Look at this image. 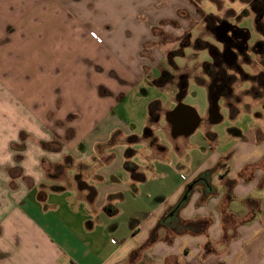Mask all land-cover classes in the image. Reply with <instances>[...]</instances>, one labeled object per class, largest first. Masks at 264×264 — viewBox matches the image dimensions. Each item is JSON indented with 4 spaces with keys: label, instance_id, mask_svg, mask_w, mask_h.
<instances>
[{
    "label": "crops",
    "instance_id": "crops-1",
    "mask_svg": "<svg viewBox=\"0 0 264 264\" xmlns=\"http://www.w3.org/2000/svg\"><path fill=\"white\" fill-rule=\"evenodd\" d=\"M26 1L0 0V15H16L3 28L14 26L17 35L8 43L15 49L0 44V51L16 63ZM33 2V11L44 5L72 20L69 39L78 47L66 72L75 80L82 71L86 88L102 102L88 105L85 117L52 111L42 117L51 125L77 116L68 123L74 134L60 150L44 149L41 143L52 135L31 128L8 140L0 157L5 171L13 143L22 132L29 134L22 175L0 177V264H128L140 249L136 264H264V113L246 110L233 117L234 109L222 105L216 122L210 104L201 112L185 102L198 83L179 85L186 74L171 69L170 61L177 65L181 57L155 34L171 23L185 31L186 13H194V4ZM86 40L96 47L87 55L81 46ZM46 42L39 40L45 50L52 45ZM39 52L22 57L26 70L38 64L46 68ZM99 73L115 77L117 87L89 84ZM198 85L207 88L209 103L208 85ZM179 105L186 108L176 111ZM225 109L232 119L250 114V125L222 134L218 125ZM37 124L42 130L43 122ZM152 234L155 240L148 244Z\"/></svg>",
    "mask_w": 264,
    "mask_h": 264
},
{
    "label": "rangeland",
    "instance_id": "rangeland-1",
    "mask_svg": "<svg viewBox=\"0 0 264 264\" xmlns=\"http://www.w3.org/2000/svg\"><path fill=\"white\" fill-rule=\"evenodd\" d=\"M190 1L196 9L193 14L186 13L187 29L185 31L179 32L175 29L176 24L171 23V27H163L155 32L160 42L171 45L173 55L181 57L178 66L171 60L170 68L184 72L187 75L186 81L196 80L198 84L208 85L211 92L214 85L216 87L214 90L225 87L220 97V108L226 105L234 109L233 117L243 111L254 109L260 111L257 115H262L264 113V0L263 2H257V0ZM26 7L28 8L27 17L23 19L22 29L17 30L21 40L20 61L16 63L10 58H3L0 51L2 55L0 59V157L6 155L8 140L17 137L23 128H31L30 130H36L40 134L47 132L52 135V140L42 142V147L46 150H60L64 141L74 134L73 129L68 127V123L77 116H69L64 121L53 122L51 125H45L42 117L48 118L47 114L51 111L55 114L58 112L57 114L61 116L78 112L85 117L88 105L91 107L93 104L102 102L97 93L86 88L87 80L83 77L82 71L75 80L66 72V69L69 70L70 54L74 48L78 47L75 46V40L69 39L72 20L64 18L55 9L44 8V5L33 11V0L30 2L27 0ZM15 17L16 15L13 14L0 15V44L10 45L11 50L14 47L8 43L17 37L16 29L14 26L3 27L6 25L4 22L6 23L8 19L13 20ZM226 24L230 30L225 38H231L234 41L233 48L226 47L218 36L220 28L227 29ZM27 36L31 39V45H28ZM40 39L42 45L45 41H49L46 43H52V45L48 44L50 47L47 46L45 50V46L39 44ZM89 41L86 40L81 45L87 48L86 55L96 51V47ZM37 50H40L39 55H42L40 58L45 56L47 66L44 68L42 65L40 69L41 64H38L36 70L28 71L22 57L27 55L28 51L36 56ZM80 52V55H85V50ZM229 52L235 59L234 63H227L223 58V55ZM10 57L13 58V56ZM199 73L205 80L198 78ZM223 78L225 81L222 80ZM89 81L92 85L95 82H104L112 88L117 87L115 77L109 78L102 73L96 75V78L91 76ZM198 84L191 85L185 102L194 104L201 112H205L209 106V93L204 85ZM223 113L225 119L218 125L222 134L234 126L247 128L252 121L248 113H243L236 119H232L230 112L226 109ZM41 121L43 122L42 130L37 124ZM28 139L29 134L22 132L20 140L13 143L14 153L9 167L5 171L0 165V177L6 175L17 179L22 175L21 162ZM45 166L47 170L54 171V166L51 168V164Z\"/></svg>",
    "mask_w": 264,
    "mask_h": 264
},
{
    "label": "water",
    "instance_id": "water-1",
    "mask_svg": "<svg viewBox=\"0 0 264 264\" xmlns=\"http://www.w3.org/2000/svg\"><path fill=\"white\" fill-rule=\"evenodd\" d=\"M228 29L225 27L219 29V34L221 35L220 41L223 42L222 40L225 38V35L227 34ZM235 62V59L232 60V63ZM220 97L217 96L216 94H213L212 92L209 95V104H210V109L209 113L211 116H213L214 120L217 122L218 120L221 119L220 116ZM184 105H179L176 109V111L180 110L181 108H184ZM186 108V107H185ZM198 118V117H197ZM194 187V184L190 185L188 187L189 190H191Z\"/></svg>",
    "mask_w": 264,
    "mask_h": 264
},
{
    "label": "flooded vegetation",
    "instance_id": "flooded-vegetation-1",
    "mask_svg": "<svg viewBox=\"0 0 264 264\" xmlns=\"http://www.w3.org/2000/svg\"><path fill=\"white\" fill-rule=\"evenodd\" d=\"M224 23V22H223ZM226 27H227V29L228 30H230V27L226 24ZM218 36L219 37H221V35L218 33ZM223 44L226 46V47H228V48H233L234 47V41L231 39V38H224L223 40ZM223 58H224V60L227 62V63H232V60L234 59L233 57H232V54L229 52V53H227V54H225V55H223ZM234 63V62H233ZM186 76L187 75H183V77H181V81H180V83H179V85L182 87V88H185V86L187 85V81L185 80V78H186ZM223 81H225V79L223 78L222 79ZM216 87H215V85L214 86H212V93L213 94H216L217 96H219V97H222V91H224V88L225 87H221V88H217V90H214ZM215 91H217V92H215ZM221 99V98H220Z\"/></svg>",
    "mask_w": 264,
    "mask_h": 264
},
{
    "label": "trees",
    "instance_id": "trees-1",
    "mask_svg": "<svg viewBox=\"0 0 264 264\" xmlns=\"http://www.w3.org/2000/svg\"><path fill=\"white\" fill-rule=\"evenodd\" d=\"M84 186H85V185H84ZM160 224H161V223H160ZM155 237H156V236H155L154 234H152V237L150 238L148 244H151L152 242H154ZM140 251H141V249H140ZM140 251L133 252V253L130 255V257H129V259H128V264H136V261H137L138 258L140 257ZM72 264H75V263H72Z\"/></svg>",
    "mask_w": 264,
    "mask_h": 264
},
{
    "label": "built area",
    "instance_id": "built-area-1",
    "mask_svg": "<svg viewBox=\"0 0 264 264\" xmlns=\"http://www.w3.org/2000/svg\"><path fill=\"white\" fill-rule=\"evenodd\" d=\"M183 179H185L184 177H183ZM114 242V241H113Z\"/></svg>",
    "mask_w": 264,
    "mask_h": 264
}]
</instances>
